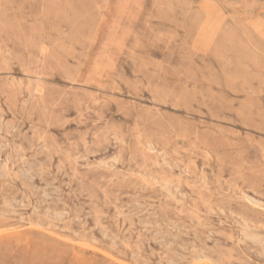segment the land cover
Segmentation results:
<instances>
[{
    "label": "rangeland",
    "instance_id": "rangeland-1",
    "mask_svg": "<svg viewBox=\"0 0 264 264\" xmlns=\"http://www.w3.org/2000/svg\"><path fill=\"white\" fill-rule=\"evenodd\" d=\"M0 167V264H264V0H0Z\"/></svg>",
    "mask_w": 264,
    "mask_h": 264
},
{
    "label": "bare ground",
    "instance_id": "bare-ground-1",
    "mask_svg": "<svg viewBox=\"0 0 264 264\" xmlns=\"http://www.w3.org/2000/svg\"><path fill=\"white\" fill-rule=\"evenodd\" d=\"M0 169H1V167H0ZM162 188V187H161ZM171 198V197H170ZM254 206V205H253ZM245 231V230H244ZM246 233V232H245ZM244 235H246V234H244ZM251 236V235H250ZM248 237V236H247ZM258 238H259V236H258ZM257 238V239H258ZM244 239V238H243ZM254 239V238H253ZM250 241V240H249ZM262 241H264V240H262ZM72 242V241H71ZM252 243H253V241H252ZM260 244V243H259ZM81 245V244H80ZM86 248H87V246H86ZM97 250V249H96ZM101 252V251H100ZM201 255V254H200ZM115 260V259H114ZM116 261V260H115ZM120 262V261H119Z\"/></svg>",
    "mask_w": 264,
    "mask_h": 264
}]
</instances>
